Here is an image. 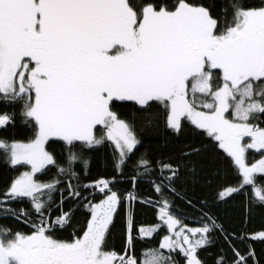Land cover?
Returning a JSON list of instances; mask_svg holds the SVG:
<instances>
[{"label": "snow or ice", "instance_id": "6c2138e0", "mask_svg": "<svg viewBox=\"0 0 264 264\" xmlns=\"http://www.w3.org/2000/svg\"><path fill=\"white\" fill-rule=\"evenodd\" d=\"M0 161V264H264V0H0Z\"/></svg>", "mask_w": 264, "mask_h": 264}, {"label": "trees", "instance_id": "16d2710c", "mask_svg": "<svg viewBox=\"0 0 264 264\" xmlns=\"http://www.w3.org/2000/svg\"><path fill=\"white\" fill-rule=\"evenodd\" d=\"M146 143H151V144L155 145L156 143H158V141L156 138H152L149 141H146ZM247 155L249 157V161H251L252 159L258 158V151H255L253 149H249L247 152ZM92 171L93 172L98 171V167H97L95 162L93 163ZM5 174H7L6 169L4 167L3 162L0 161V175H5ZM137 190L142 195H144L145 197L151 195V192H150L146 183L138 184ZM197 192H198V189H195L192 187V185H189V194L190 195L194 196L197 194ZM156 198L157 197L153 196V199H156ZM239 200H240V197H235L234 200L232 202H230V203L237 206L234 211H230L229 209L224 208L223 206L221 207V212L224 214V222H225L226 226L239 228L240 225L242 223H244V221L241 220L239 217V211H240L239 207H238ZM135 207H136V222L137 223L152 224V223L157 222L156 217H155V213H154V211H152V209L149 205L137 203ZM174 207L179 208V209H183L184 208V201H182L181 199L176 197ZM214 211H216V210L214 209ZM1 213L2 212H0V225H3L5 223H8V224L13 223V221L11 219L5 221L3 219V214H1ZM229 216H231L232 219L229 220L228 219ZM117 220L119 222V217L117 218ZM185 222L189 223L190 225H194L195 224V216H193L191 219L186 220ZM261 223H262L261 219L259 217H255V218L249 219L247 221V227L249 229H251L252 231H258V230H260ZM68 231L71 232L72 229H69ZM162 234H163V232L159 233V235H162ZM110 239L112 242L115 243V245L117 247L121 246V239H120L118 228L115 230V235L113 237H111ZM158 240H159V236L157 235L154 243H158ZM247 243L250 244L254 248L258 258L264 259V242H261L258 239L257 240L249 239L247 241ZM143 246H145V245H138L137 250L139 251V249ZM219 247H221V245L219 244V242H217V244L214 248L208 249V252H215L216 249Z\"/></svg>", "mask_w": 264, "mask_h": 264}, {"label": "rangeland", "instance_id": "374dc122", "mask_svg": "<svg viewBox=\"0 0 264 264\" xmlns=\"http://www.w3.org/2000/svg\"><path fill=\"white\" fill-rule=\"evenodd\" d=\"M253 150H255V149H253ZM255 151H257V150H255ZM1 214H3V213H1Z\"/></svg>", "mask_w": 264, "mask_h": 264}]
</instances>
